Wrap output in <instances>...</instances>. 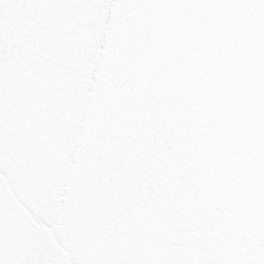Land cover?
<instances>
[{"label":"snow or ice","instance_id":"1","mask_svg":"<svg viewBox=\"0 0 264 264\" xmlns=\"http://www.w3.org/2000/svg\"><path fill=\"white\" fill-rule=\"evenodd\" d=\"M0 264H264V0H0Z\"/></svg>","mask_w":264,"mask_h":264}]
</instances>
